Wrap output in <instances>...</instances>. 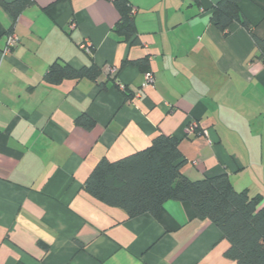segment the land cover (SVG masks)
<instances>
[{"label": "crops", "instance_id": "obj_1", "mask_svg": "<svg viewBox=\"0 0 264 264\" xmlns=\"http://www.w3.org/2000/svg\"><path fill=\"white\" fill-rule=\"evenodd\" d=\"M16 1L0 0V264H235L220 230L188 203L128 218L84 182L100 160L167 135L179 140L187 178L225 174L264 207V61L255 42L264 38V0H239L249 28L234 22L224 32L210 20L220 0H127L129 41L115 32V0H27L13 17L5 5ZM9 34L19 44L4 54ZM56 62L101 74L51 84L44 78ZM146 72L155 82L142 89ZM82 115L92 127L77 122ZM192 121L198 134L188 136Z\"/></svg>", "mask_w": 264, "mask_h": 264}, {"label": "trees", "instance_id": "obj_2", "mask_svg": "<svg viewBox=\"0 0 264 264\" xmlns=\"http://www.w3.org/2000/svg\"><path fill=\"white\" fill-rule=\"evenodd\" d=\"M115 3L120 12L115 32L129 41L136 33L132 8L127 0H115ZM27 5V0H17L5 8L17 17ZM210 20L222 32L234 22L249 28L241 14L239 0H220ZM255 42L264 61V38H256ZM136 63L142 65L147 60ZM100 74L94 64L76 70L56 62L44 79L58 84L64 79H96ZM77 122L87 128L94 124L86 115ZM184 163L179 140L158 135L146 149L113 162L100 160L84 182V189L104 204L123 210L128 218L143 214L158 217L169 200L188 203L197 218L209 220L220 230L229 244L225 252L227 258L235 264H264L261 196H252L248 190L236 191L225 174L191 180L181 172Z\"/></svg>", "mask_w": 264, "mask_h": 264}, {"label": "built area", "instance_id": "obj_3", "mask_svg": "<svg viewBox=\"0 0 264 264\" xmlns=\"http://www.w3.org/2000/svg\"><path fill=\"white\" fill-rule=\"evenodd\" d=\"M71 26L74 27L75 24H72ZM18 44H19V38L15 34H9L7 36L6 45L4 47L3 53L4 54L10 53ZM82 47L84 49L88 50V52H91V50H90L91 44L84 43V44H82ZM108 73L110 75L114 76L116 74V70L114 68H109ZM154 82H155L154 74L152 72H146L144 75V82L142 84V89H145L147 87L152 86L154 84ZM119 87L121 88L122 91H125L124 85L120 84ZM186 133L188 136H193V135L198 134L197 123L194 121L189 123V125L186 128Z\"/></svg>", "mask_w": 264, "mask_h": 264}]
</instances>
